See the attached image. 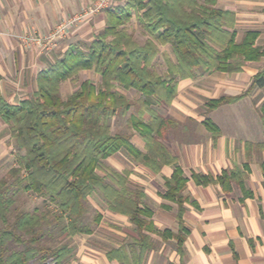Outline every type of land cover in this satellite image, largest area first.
<instances>
[{
  "label": "trees",
  "instance_id": "1",
  "mask_svg": "<svg viewBox=\"0 0 264 264\" xmlns=\"http://www.w3.org/2000/svg\"><path fill=\"white\" fill-rule=\"evenodd\" d=\"M217 0H124L105 8L106 25L82 49L69 46L56 61L37 74V88L18 103H9L0 91V118L9 127L17 148L15 165L10 173L14 179H0V264H62L71 248L67 243L46 245L41 242L49 226L60 228L67 236L89 234L92 228L83 222L89 194L99 192L106 208L124 214L132 223L131 233L118 245L105 251L108 260L120 264H140L146 250L155 246L149 231L163 239L173 238L176 250L183 253L187 233L184 225L186 197L183 194L187 177L176 157L159 139L174 120L164 117L155 108L170 103L177 91V81L193 77L198 71H238L247 60L264 55V46L255 44L256 32L246 31L235 39L233 11L216 6ZM135 18L146 35L135 40L126 24ZM166 73L155 70L153 59L160 53ZM92 68L98 83L84 79L65 98L59 83L80 69ZM133 88L142 97L128 123L145 141L144 150L135 147L131 133L112 132L110 119L124 114L132 101L117 87ZM264 86V67L253 76L249 88ZM221 95L206 101L205 111L245 95ZM147 114V117H146ZM264 128V102L259 108ZM213 139L219 127L209 117L201 120ZM247 148H261L264 142H246ZM125 149L134 160L158 172L162 165L173 167L164 179L161 196L176 204V231L154 229L152 209L145 201L141 187L130 182L128 170L104 168L105 158ZM264 171V161L260 162ZM102 173H100V171ZM196 183H219L222 190L238 184L243 194L245 173L238 167L224 169L216 177L192 172ZM21 189H31L49 197L57 206L51 220L36 209L19 210L12 206ZM169 209V204H161ZM101 214L97 213V223ZM55 221V222H53ZM15 245L17 247H11Z\"/></svg>",
  "mask_w": 264,
  "mask_h": 264
},
{
  "label": "crops",
  "instance_id": "2",
  "mask_svg": "<svg viewBox=\"0 0 264 264\" xmlns=\"http://www.w3.org/2000/svg\"><path fill=\"white\" fill-rule=\"evenodd\" d=\"M93 0H0V91L9 103H18L37 88V74L73 44L89 43L106 25L105 8L75 19L67 31L38 43L27 39L33 34L46 37L55 26L87 11ZM216 6L233 11V30L239 41L246 31H255V44L264 46V0H217ZM264 67V55L247 60L238 71H198L193 77L177 81L174 98L167 104L166 118L174 120L160 136L161 142L176 157L187 177L183 194V213L187 233L183 253L173 238L163 239L149 231L155 246L146 250L140 264H264V145L247 148L246 142H264L259 108L264 102V86L249 85ZM133 89V88H132ZM247 93L234 102L205 111L207 100ZM130 114V113H129ZM147 117V114H146ZM209 117L220 129L213 139L201 120ZM190 134V136H188ZM131 143L144 150L145 141L132 128ZM120 155L126 161L117 162ZM116 170H128L131 183L141 187L152 209L154 229L176 231V204L161 196L164 179L173 167L161 166L158 172L136 161L125 150L107 156ZM238 167L245 173L244 185L251 194H243L231 183L225 192L219 183L202 185L192 172L216 177L224 169ZM161 204H169L165 209ZM109 213L127 221L124 214ZM132 231V232H131ZM127 236L133 233L126 231ZM118 245V244H117ZM84 264H120L108 260L105 251L100 260Z\"/></svg>",
  "mask_w": 264,
  "mask_h": 264
},
{
  "label": "rangeland",
  "instance_id": "3",
  "mask_svg": "<svg viewBox=\"0 0 264 264\" xmlns=\"http://www.w3.org/2000/svg\"><path fill=\"white\" fill-rule=\"evenodd\" d=\"M123 3L124 0H116V3ZM126 28L133 33L135 40L142 42L145 38L142 28L137 23L136 19L133 17L127 24ZM86 44H75L77 47L82 49L86 48ZM160 53L153 59V64L155 70L160 74L166 73V63L163 60L161 52L167 51L171 56L173 53L169 51L168 46H160ZM64 53V52H63ZM62 53V54H63ZM62 54L58 58L62 56ZM53 63V62H52ZM91 79L92 81L98 83L100 77L97 72L92 68L89 69H80L78 72L73 74L71 77L61 81L59 83V93L62 98H65L72 91H74L82 80ZM121 92H123L128 98L132 101V106L124 114L116 115L111 117L110 126L112 132H130L132 136V127L128 123L129 113L136 110L139 100L142 95L136 90L129 88L124 89L121 86L117 87ZM30 94V93H29ZM28 95V94H27ZM25 95V96H27ZM23 96V97H25ZM168 103H162L156 105L158 112L164 117L167 115L169 110L167 106ZM190 136V134L188 135ZM17 148L14 143V139L11 137L9 127L4 123L0 118V179L5 178L8 181L14 179V176L11 175L10 170L15 165V154ZM120 155L118 159L115 158L117 162L126 161ZM109 160V159H108ZM107 159L103 160L104 168H114L113 163ZM102 173L101 170H99ZM100 193L89 194L86 201V211L83 216V222L92 228V232L89 234H75L72 236H67L64 231L61 230L59 223L58 227L49 226L50 231L44 234L41 242L46 245H58L60 243H67L71 248L70 253L67 255L62 264H84L88 262L87 260H100V257L111 246H116L123 239H126L128 236L126 231L130 232L132 225H127V221L122 219H117L113 217L111 213L108 212L104 200L100 197ZM36 209L41 213H46V215L52 220L53 214L57 210V206L49 198L45 197L37 192L32 191L31 189H21L15 195V202L12 206V215L10 216L9 223L12 222V218L15 212L19 210H33ZM101 214V219L99 222L94 221L95 215ZM55 222V221H53ZM127 223V224H126ZM8 223H0V226H6ZM132 232V231H131ZM11 247H17L11 245ZM89 263V262H88ZM30 264H38L36 260L30 262Z\"/></svg>",
  "mask_w": 264,
  "mask_h": 264
},
{
  "label": "built area",
  "instance_id": "4",
  "mask_svg": "<svg viewBox=\"0 0 264 264\" xmlns=\"http://www.w3.org/2000/svg\"><path fill=\"white\" fill-rule=\"evenodd\" d=\"M111 3H116V0H93L92 4L90 5V7L87 9L86 12L80 14L79 16H74L71 20L69 21H64V22H60L58 23L55 28L53 29V31L46 37L43 36H39L36 34H33L31 36L26 37L29 40L35 41V42H42V40L44 39H48V38H53L55 36H60L62 34H64L67 31V26L74 21L75 19L81 18L87 14L93 13V12H98L103 10L104 8L108 7Z\"/></svg>",
  "mask_w": 264,
  "mask_h": 264
}]
</instances>
